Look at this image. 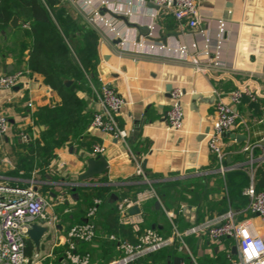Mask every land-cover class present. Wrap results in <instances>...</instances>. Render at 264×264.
<instances>
[{
	"label": "crops",
	"instance_id": "crops-1",
	"mask_svg": "<svg viewBox=\"0 0 264 264\" xmlns=\"http://www.w3.org/2000/svg\"><path fill=\"white\" fill-rule=\"evenodd\" d=\"M60 1L81 28L80 35L70 32L74 42L68 45L73 54L83 46L79 42L83 31L91 28L98 33L96 82L90 81V89L75 90L82 102L76 104V115L84 119V130L77 136L69 133L65 143L53 149L45 174L39 166L42 157L27 161L28 148L32 144L37 148V140L43 144L41 131L46 129L38 124L36 112L43 106L61 107L63 96L30 68L31 28L14 16L18 25L10 24L0 33V73L23 70L27 76L22 86L0 92L11 122L10 133L0 137V183L27 188L35 182L38 189L48 187L52 197L44 195L53 205L50 213L58 217L56 208L60 206L65 211L81 208L82 219L74 226L93 223L95 237L90 241L74 239L70 244L67 233L73 226L61 224L57 218L45 234L40 252L31 241L34 253L28 257V264H59L66 260L67 251L87 257L88 264H108L120 258L119 238L105 235L103 217L110 206L118 212L120 223L153 229L164 237L172 236L174 224L184 231L229 210L237 221L248 222L251 230L264 235V222L251 212L250 200L244 194L252 181L258 191H264V0H198V29L178 21L172 13H157L150 0H109L101 15L112 20L119 32L117 37L93 20L82 0ZM221 21L226 24V32L221 56L216 59ZM153 24V41L176 48L197 40L202 47L204 33L212 40V54L200 50L185 55L136 45ZM63 80L67 87L75 83L74 77ZM244 83L258 93V100L253 102L245 96L236 108V124L222 140L223 163L230 168L223 174L204 135L216 120L218 93L225 97ZM106 85L127 99L117 118L128 131L126 144L90 127L94 114L101 110L98 94ZM174 88L185 92L184 126L180 131L170 129L167 123ZM194 93L207 101H197L191 108ZM90 114L93 116L88 122ZM236 135L245 138L238 141ZM95 144L105 148L101 155L107 158L108 168L102 175L81 181L79 176L86 170L87 160L99 155L93 153ZM23 158L33 164L31 172L20 169ZM139 166L144 175L137 174ZM94 189L99 193L94 194ZM94 206L96 213L88 218ZM134 208L139 211L131 213ZM176 242L179 250L174 257L161 254L171 245L142 259L153 261L158 257L160 264H174L175 258L181 257V264H222L229 253L239 257L237 242L231 237L213 242L206 234L187 236L189 252L181 251L180 242Z\"/></svg>",
	"mask_w": 264,
	"mask_h": 264
},
{
	"label": "built area",
	"instance_id": "built-area-1",
	"mask_svg": "<svg viewBox=\"0 0 264 264\" xmlns=\"http://www.w3.org/2000/svg\"><path fill=\"white\" fill-rule=\"evenodd\" d=\"M144 1V0H142ZM158 8L157 13L166 11L172 13L175 18L187 24L192 29H198L200 23V13L198 11V0H150ZM87 6V11L97 23L100 22L108 32L119 35L117 27L112 20L101 15L103 6L109 5V0H82ZM27 26V24L25 25ZM154 24L150 26V31L145 38H141L136 45L149 47L153 50H172L180 54L190 55L198 53L200 50L206 55L212 54V40L202 33L204 44L201 47L197 40L191 43L182 44L176 48H170L163 43L155 42L150 37L154 36ZM226 32V24L221 21L218 27L217 44L214 55L216 59L221 56L222 39ZM26 72L17 70L11 73H0V92L14 89L19 84H23ZM219 100L216 104V120L210 128L207 136L209 150L217 157L220 164L219 170L225 174L228 169L223 163L225 153L222 146L223 136L232 130L236 124L238 114L237 106L248 96L251 101L258 100V93L254 92L249 83L240 85L237 89L229 92L225 97L218 93ZM184 91L181 88H174L171 92V108L167 113V123L170 129L180 131L184 126L185 111L182 105ZM98 102L101 110L96 112L91 121L90 127L105 134H109L114 139L127 143L128 131L121 127L118 116L127 104V99L116 92L111 86H103L98 94ZM30 107L32 103L28 104ZM11 131L10 117L6 108L0 101V137L8 135ZM248 150V147L246 148ZM105 152L102 145L95 144L93 153L101 155ZM138 175H144L141 166L137 169ZM244 194L250 200L249 208L251 212L264 222V191H258L254 182L245 189ZM97 205L99 201L95 202ZM51 200L46 197L35 182L27 188L10 187L0 183V264H28V257L25 253L26 241L29 239L28 232L32 224L38 223L45 226H53L57 216L50 213L52 209ZM94 206L88 214V218L96 213ZM173 216V213H168ZM127 223V222H124ZM134 227V226H133ZM139 234L134 242L118 240V247L123 253L118 259L108 264H133L139 259L151 256L167 246L180 242V250L189 252L185 238L190 235L209 236L213 242H219L226 237L234 238L239 248V257L234 258L231 253L227 256L226 263L222 264H264V235L256 234L250 229V224L246 221L239 222L235 218L232 210L212 219L202 222L181 231L174 224V231L171 237H164L153 229H136ZM69 243L72 240L90 241L95 237V226L87 222L83 225L73 226L67 233ZM114 239V237H113ZM71 246V245H70ZM66 260L71 264H88L87 257H81L72 251L66 252ZM59 264H66L61 262Z\"/></svg>",
	"mask_w": 264,
	"mask_h": 264
},
{
	"label": "trees",
	"instance_id": "trees-1",
	"mask_svg": "<svg viewBox=\"0 0 264 264\" xmlns=\"http://www.w3.org/2000/svg\"><path fill=\"white\" fill-rule=\"evenodd\" d=\"M14 16H18L24 24L31 28L33 46L30 51V68L42 74L45 83L63 96L61 107L43 106L35 114L38 124L46 126V129L41 131L43 144L37 140L38 147L36 148L32 144L28 148L26 157L27 161L42 157L44 160L39 162V166L45 174L48 169V161L53 155V149L65 143L69 133L77 136L84 130L82 129L84 128V119L81 120L80 116L76 115V104L82 102L78 100L75 90L85 87L90 89V81L96 82L98 33L91 28L83 31L82 40H79L83 46L73 54L68 45L74 42L70 32H77L80 35L81 28L72 19L60 0H0V33L10 26ZM79 37L81 38V36ZM1 54L0 49V56ZM63 77H74L75 83L67 87ZM92 116L88 115V122ZM23 160L20 163V169L25 170L26 173L31 172L33 164L26 163L24 158ZM47 189L48 187H41L39 190L51 198ZM93 193L98 194L99 189H94ZM84 196L88 197V195ZM56 211L61 224L68 222L71 226H74L75 222L81 220L83 216L81 208L65 211V208L60 206L56 208ZM118 219L115 207L110 206L103 217L107 238L112 235L121 240L134 242L139 231H136L130 224L120 223ZM96 220H94L95 223ZM178 250L179 245L176 242L161 254L174 257ZM25 253L27 257H32L34 253V245L29 239L26 241ZM159 262L158 257L153 261L138 260V264H160ZM165 263L163 261V264ZM186 264H190L189 261H186Z\"/></svg>",
	"mask_w": 264,
	"mask_h": 264
},
{
	"label": "water",
	"instance_id": "water-1",
	"mask_svg": "<svg viewBox=\"0 0 264 264\" xmlns=\"http://www.w3.org/2000/svg\"><path fill=\"white\" fill-rule=\"evenodd\" d=\"M71 1V0H70ZM74 4V3H73ZM18 18L17 17H13L12 21H11V25L16 27L18 24ZM105 60H108V56L104 57ZM67 84H70V82H68ZM22 86L21 84H19L18 86H16L15 88H18ZM172 87V86H171ZM170 88V87H169ZM169 91H171V89H168ZM185 93V92H184ZM171 95V94H170ZM197 101H207L205 99V97H203L201 94L198 93H194L192 95V104H191V108L194 107V105L196 104ZM210 131V129L207 130V133ZM206 133V134H207ZM206 134L204 135V137H206ZM238 141H242L244 140L245 136H240V135H236L234 136ZM108 160L105 156L103 155H98L94 158H89L87 160V168L86 170L79 176V179L81 181L84 180H88V179H92L96 176L102 175L106 172L107 168H108ZM157 206L159 207V202L156 203ZM138 212L139 209L138 208H134L133 210H131V213H135ZM49 231L48 226L42 225V224H38V223H34L32 224V227L30 228L29 232H28V237L30 239V241H32L35 245V248L37 250V252H40L41 250V244H42V240L45 236V234H47ZM184 261V258L181 257H176L174 260V264H181ZM64 263H68L67 260L64 261Z\"/></svg>",
	"mask_w": 264,
	"mask_h": 264
},
{
	"label": "rangeland",
	"instance_id": "rangeland-1",
	"mask_svg": "<svg viewBox=\"0 0 264 264\" xmlns=\"http://www.w3.org/2000/svg\"><path fill=\"white\" fill-rule=\"evenodd\" d=\"M1 43H2V41H1V37H0V47L2 46V44H1ZM0 49H2V48H0Z\"/></svg>",
	"mask_w": 264,
	"mask_h": 264
}]
</instances>
